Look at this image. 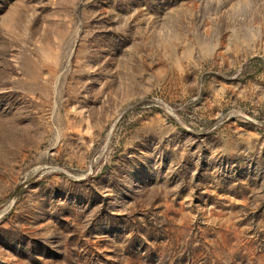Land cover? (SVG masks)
I'll use <instances>...</instances> for the list:
<instances>
[{"label": "rangeland", "instance_id": "rangeland-1", "mask_svg": "<svg viewBox=\"0 0 264 264\" xmlns=\"http://www.w3.org/2000/svg\"><path fill=\"white\" fill-rule=\"evenodd\" d=\"M0 264H264V0H0Z\"/></svg>", "mask_w": 264, "mask_h": 264}]
</instances>
